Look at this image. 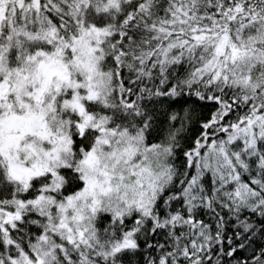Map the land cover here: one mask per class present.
Listing matches in <instances>:
<instances>
[{
	"label": "snow or ice",
	"instance_id": "6c2138e0",
	"mask_svg": "<svg viewBox=\"0 0 264 264\" xmlns=\"http://www.w3.org/2000/svg\"><path fill=\"white\" fill-rule=\"evenodd\" d=\"M0 264H264V0H0Z\"/></svg>",
	"mask_w": 264,
	"mask_h": 264
}]
</instances>
